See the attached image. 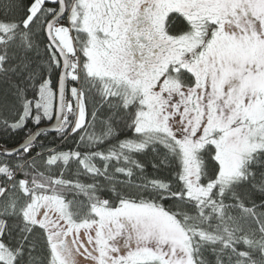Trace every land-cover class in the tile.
<instances>
[{
  "label": "snow or ice",
  "instance_id": "6c2138e0",
  "mask_svg": "<svg viewBox=\"0 0 264 264\" xmlns=\"http://www.w3.org/2000/svg\"><path fill=\"white\" fill-rule=\"evenodd\" d=\"M0 264H264V0H0Z\"/></svg>",
  "mask_w": 264,
  "mask_h": 264
},
{
  "label": "trees",
  "instance_id": "16d2710c",
  "mask_svg": "<svg viewBox=\"0 0 264 264\" xmlns=\"http://www.w3.org/2000/svg\"><path fill=\"white\" fill-rule=\"evenodd\" d=\"M9 143L11 144L12 142L10 141Z\"/></svg>",
  "mask_w": 264,
  "mask_h": 264
}]
</instances>
